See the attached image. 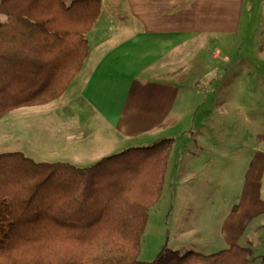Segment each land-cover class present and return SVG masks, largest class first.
Segmentation results:
<instances>
[{"label":"trees","instance_id":"1","mask_svg":"<svg viewBox=\"0 0 264 264\" xmlns=\"http://www.w3.org/2000/svg\"><path fill=\"white\" fill-rule=\"evenodd\" d=\"M102 0H1L0 120L59 99L89 53ZM173 137L79 167L0 152V264H250L252 245L212 254L163 248L139 259Z\"/></svg>","mask_w":264,"mask_h":264},{"label":"crops","instance_id":"2","mask_svg":"<svg viewBox=\"0 0 264 264\" xmlns=\"http://www.w3.org/2000/svg\"><path fill=\"white\" fill-rule=\"evenodd\" d=\"M245 4L246 0H102L101 14L87 32L88 56L67 91L38 110L20 112L22 118L38 116L36 126L45 133L43 148L38 134L35 160L88 167L129 147L169 137L176 142L187 119L199 110L200 85L206 77L215 82L219 52L214 48L225 42L222 35L232 37L240 31ZM232 16L237 25H232ZM6 20L0 12V24ZM208 48L211 58L205 63ZM28 122L22 123L21 137L32 131ZM28 149L34 150L32 143ZM250 164L248 179L260 187L257 184V191L236 211L246 213L240 245L254 247L249 236L264 233V147L257 149Z\"/></svg>","mask_w":264,"mask_h":264},{"label":"rangeland","instance_id":"3","mask_svg":"<svg viewBox=\"0 0 264 264\" xmlns=\"http://www.w3.org/2000/svg\"><path fill=\"white\" fill-rule=\"evenodd\" d=\"M243 12L240 31L222 35L225 42L214 48L219 52L215 82L205 78L199 110L175 136L162 196L149 213L141 261H152L166 247L180 254H212L243 244L246 213L236 210L260 187L248 176L251 159L264 147V0H246ZM234 18L232 25H237ZM211 52L205 50V63ZM37 108L24 107L0 120V152L21 151L39 160L38 134L42 148L45 136L35 123L39 117L22 118L20 113ZM27 121L32 131L21 137ZM31 143L34 150L28 149ZM249 237L255 242L250 264H264V233Z\"/></svg>","mask_w":264,"mask_h":264}]
</instances>
